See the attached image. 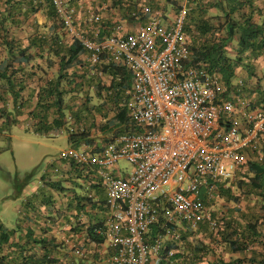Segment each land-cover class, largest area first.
<instances>
[{
    "label": "built area",
    "instance_id": "2783aa9c",
    "mask_svg": "<svg viewBox=\"0 0 264 264\" xmlns=\"http://www.w3.org/2000/svg\"><path fill=\"white\" fill-rule=\"evenodd\" d=\"M51 1L68 33L88 53L93 75L104 78L98 67L109 63L129 72L123 106L135 130L114 135L100 151L84 146L61 151V159L89 167L85 171L92 183L106 193L109 214L95 225L90 250L71 246L67 239L66 244L59 240L60 247L71 248L72 264L172 262L184 246V230L207 225L219 233L222 222L212 216L214 205L221 189L231 188L249 161L261 155L264 107L251 110L234 86L227 89L220 74L192 60V39L185 31L188 0H180L179 12L166 27L151 14L130 31L122 23L100 42L78 35L67 0ZM96 22L93 16L90 23ZM82 222V216L71 221ZM153 227L158 228L155 236ZM169 245L174 248L164 254Z\"/></svg>",
    "mask_w": 264,
    "mask_h": 264
},
{
    "label": "trees",
    "instance_id": "16d2710c",
    "mask_svg": "<svg viewBox=\"0 0 264 264\" xmlns=\"http://www.w3.org/2000/svg\"><path fill=\"white\" fill-rule=\"evenodd\" d=\"M111 1V8L120 12L119 15L123 17L121 19L127 20L130 24L146 21L151 14H154L153 9H150L151 11L146 15L143 14V9L140 11L139 5L144 0ZM1 2H4L6 8L4 12L0 13V35L2 34L0 45L6 51V56L5 58L1 57L0 51V101H14L13 112L22 107L21 102L24 101L23 94L29 88L36 74L33 71H28L27 68L34 61L35 57L44 59L42 52L48 47L53 51L54 56L59 59L61 75L57 81L48 82L47 87L38 92L40 106L38 108L39 121L36 124L38 126L36 134L47 136L54 131L56 132L64 128L68 133V142L71 147L80 148L84 146L90 148L92 151L93 147L91 146V142L88 141L90 136L89 131L100 128L97 124L98 119L96 116H105V110L110 108H113L115 111V117L104 126H101L104 131L106 130L107 134L108 131L112 132L114 128H119L120 130L115 136L126 132H135L130 126V118L123 106L126 100L125 93L131 86V76L124 67L112 63L102 64L98 68L103 73L104 78H98L93 75L95 68L89 62H84L85 60H83V63L80 62V58L87 56L88 53L84 50L82 43L78 39H75L72 44L66 45V47H62L56 41V39H59L58 34H60V30L58 31V29H61L63 25L57 11H55L56 9L54 10L53 7L50 11V17L55 19L53 34L56 35L38 34L40 38L35 39L36 41L30 40L27 46H22L13 40L9 41V35L12 33L14 27H31V23H27L32 15L41 10L42 5L39 3V0H0ZM50 2L53 3L52 1ZM168 2L174 8L175 13H178L181 8L180 0H168ZM149 3L151 6L154 4L153 0L149 1ZM187 7L189 8V13L185 31L192 36L194 42L191 47L192 60L195 63H202L212 72L220 74L227 89L230 90L232 88V80L235 77V71L243 65L244 56L248 53L250 54L249 56L258 58L264 53V0H188ZM212 9L218 10L222 14V16L217 17L219 18L217 19V24L210 21V18L207 17ZM121 24V21L115 24L110 23L108 28L103 25L104 29L98 42L110 37L116 30V27ZM109 28H112V33L104 31L109 30ZM222 31L224 33L223 36L220 35ZM49 39L54 41L53 46L47 42ZM60 42L62 43L61 40ZM33 48L37 50L36 54L30 53V50ZM230 53H234V58L230 57ZM45 61L48 67H53L56 64V62L50 59ZM77 64L85 72L84 77L68 76L70 79L67 78V83H74L75 87L79 86L78 92L86 95L83 96V100L86 99V101L82 102L80 110L72 112L74 107H69V110L65 107L64 93L61 91V79L67 74L65 72L68 69ZM84 88L95 89L94 92L101 103L90 107L92 102L95 101H91L92 96L88 95L89 90L84 91ZM66 110L69 111L70 115H66ZM0 113V118H3V111H0ZM4 118H6L5 125L7 128L18 124L17 119H11L10 115ZM82 126L84 127L83 131L71 133L72 128ZM57 161H60L59 167L53 168L50 172L46 170L42 174V187L59 189L63 194H67L68 191L78 194L77 189L81 187L85 193V196L82 198L96 204L95 201L98 202V200L97 196L95 197L94 195L96 191L99 194L98 189L102 187L98 183H92L91 173L87 174L85 171L89 170V167H82L75 160L68 158L61 159L59 157L53 160L52 166ZM248 166L249 169L244 174L242 173L243 177H249L250 173L254 174L250 187L253 190H264V156L261 164L249 161ZM32 178L33 175L31 174L24 181H20L19 179L12 180L9 176L17 194L22 191L23 187ZM64 182H68L70 186L64 185ZM61 183L63 184L62 187H60ZM233 188L221 189L220 191V196L226 201V208H229L230 201L239 202L238 197L233 194ZM260 195L263 200L261 208L263 215L261 217L243 224L238 218H228L223 215L220 221L224 229L226 227V230L220 231L216 235L221 236L220 240L223 243H227V250L231 254L245 255V253H248L252 248L259 245L262 247L261 252L260 250L253 251L249 260L247 258H238L226 262L222 258L215 259L214 257L212 259L211 256H216L214 250L206 246L201 240H197L199 243L196 244L189 240L186 241V238L191 233H189V230H184L182 232L183 240L185 238L184 251L176 254L172 262L164 261L162 264L180 263L182 260L181 256H184L181 264H264V232L260 230L261 227L264 228V192L260 193ZM240 209V207L238 208L234 205L229 208V211L240 213ZM15 232V230L10 231L0 224V252H2L5 246L10 245V240ZM152 232L155 236L158 228L153 227ZM206 233L208 234V238L215 244L214 240L218 237H213L214 234L208 230ZM93 234L94 230L89 232V236L92 238ZM93 240H96V238ZM85 243L87 245L88 242ZM172 248L174 247L169 245L164 254H167ZM24 251H20L17 255L15 254L17 259L11 260L9 256L0 254V264H38V262L33 261L31 263L24 255ZM52 252V250H46V255L41 262L50 264L47 258H49Z\"/></svg>",
    "mask_w": 264,
    "mask_h": 264
},
{
    "label": "crops",
    "instance_id": "0c3cea01",
    "mask_svg": "<svg viewBox=\"0 0 264 264\" xmlns=\"http://www.w3.org/2000/svg\"><path fill=\"white\" fill-rule=\"evenodd\" d=\"M51 1V0H50ZM49 0H39V3H41L42 7L39 12H37L35 15H32L28 21L27 24L31 23V27H25V28H16L14 27L12 30V33L9 35V41L13 40L17 43L21 44L22 46H27L30 42V40L39 39L41 33H46L47 35H56L53 34L54 32V26H55V19L50 17V11L53 7L55 10L56 7L54 3H51ZM109 0H67L68 6L70 10L73 11V17H74V29L76 32H78V35L87 40H97L100 39V35L102 33V30L104 29L103 25L108 28L110 23L115 24L117 22L125 23L129 26V29H131L132 24H130L127 20H122L116 9L111 8V3L108 4ZM144 2V1H143ZM141 2L140 11H144L146 9H153L154 15L157 16V13L155 14L156 7L155 4L146 6ZM169 3V2H168ZM6 6L4 5V2L0 3V13L5 11ZM166 7H164L165 10ZM56 11V10H55ZM151 11V10H150ZM124 15V14H122ZM95 16L98 19V22L96 23H90V19ZM167 18V19H166ZM174 14L173 15H167L164 14L162 23L163 26L166 27L170 25L173 21ZM60 19V18H59ZM61 20V19H60ZM109 22V24H107ZM61 23L63 27L60 30L59 39H56V41L62 45V47H66V45H70L75 40L72 35H70L65 28L64 22L61 20ZM112 28H109V30H104L105 32L112 33ZM44 30V31H42ZM64 34V36H62ZM189 35V34H188ZM191 37V35H189ZM55 37V36H53ZM2 38V34L0 35V40ZM62 41V43L60 42ZM79 40V39H78ZM36 41V40H35ZM95 41V42H97ZM48 43H50L52 46L54 44V41L52 39L47 40ZM236 42V41H234ZM192 44L194 42L192 41ZM53 48V47H52ZM0 51H1V57L5 58L6 51L2 48L0 45ZM37 50L35 48L30 50L31 54H36ZM234 53H230V57L234 58ZM42 55L44 56V59L35 57L34 61L31 63V65L27 68L30 72H35V77L33 78L29 88L24 92L23 97L24 101H22V107L17 109V111L13 112L14 107V101H0V111H3V116L7 117L10 115L11 119H17V123L13 127H19L23 132H25V129L22 128V123L26 122L31 124V128L28 132L33 133L37 136L51 138L48 136H64L68 140V135H66V130L64 128L54 131L50 135L44 136L41 134H36V130L38 126L36 125L39 121L38 118V111H39V98H38V92L43 89L44 87H47L48 82L50 81H57L60 77V65H59V59L54 56V53L52 50H50L48 47L45 49L44 52H42ZM250 54H246L244 56L243 65L238 67L235 71V77L232 80V87L234 86L233 90L240 92V95L244 98L242 103H246L249 105V108L252 109H258L261 107H264V76L262 77V74L264 73V53L258 57L254 58L252 56H249ZM237 56V55H236ZM87 56H84L80 58V62L83 63L86 62ZM2 58V59H3ZM50 59L56 62L53 67H48L45 60ZM44 61L46 63V67L44 64ZM88 62V61H87ZM80 64V63H79ZM79 64L73 66L71 69H68L65 73L64 78L61 80V91L64 93L63 99L66 104V109L69 110L68 103L71 102V106H74L72 112H76L77 110H80L82 107V102L86 101L83 100V96H86L85 94H81L82 92L79 91V86L75 87L74 83H67L68 76H83L85 74L84 71L81 70V67ZM49 72L53 73L52 79H49L46 83H43L40 81V79H37V76H41L42 74H49ZM84 77V76H83ZM37 79V80H36ZM70 79V78H68ZM89 90V96L91 98V101H100L98 96L95 94V89H89L84 88V91ZM1 96V94H0ZM237 102V101H235ZM98 105L95 102H92L91 106ZM7 106V107H6ZM7 108V109H6ZM93 108V107H92ZM66 110V113H69V111ZM1 114V113H0ZM116 114V113H115ZM115 114L112 115V118L115 117ZM70 115V114H66ZM0 118V135L6 136L5 133H8L9 129L5 125L6 118ZM96 118L99 120L101 119L100 116H96ZM28 130V129H27ZM108 130V129H107ZM106 131V130H105ZM102 128H100L98 131L96 129L90 130V133L92 135L89 136V140L91 142V146L96 149L97 151H100L102 148L106 146V144L111 140L114 135L120 131L119 128H114L110 134L112 136L108 139L106 138L108 135ZM10 135V134H9ZM106 138V139H105ZM69 143V142H68ZM261 144V155H256L255 158H253L252 162L261 164L264 156V138H262ZM69 146H71L69 144ZM68 146V147H69ZM3 149H0V154L3 152ZM54 160V159H53ZM53 160H49L45 166L44 169H47L48 171L52 170V168H55L56 165H53ZM249 169V166L247 167V170ZM246 170V171H247ZM44 171V170H43ZM42 171V173H43ZM41 173V172H40ZM39 173V179L40 175ZM245 173V172H244ZM243 173V174H244ZM52 174V173H50ZM254 177V174L250 173L249 177H243L240 178V180H243L239 184H233L232 187H234L233 194L238 197L239 202L230 201L229 208L233 207L234 205L241 209L239 210L240 213H234L229 211V208H219L218 205L217 208L214 209V213L212 216L218 220H221V217L223 215L230 217L238 218L243 224L249 223L251 220L261 217L263 215L262 212V205L263 200L260 195V193H263L264 190H253L250 187V183ZM39 181L37 185L32 189L33 191L31 193H28L26 195V189L29 187L28 184H26L22 191L18 193L19 197L21 199V205L18 209L17 217L15 220L14 225L11 227L5 225L1 220L0 224H2L4 227H6L8 230L16 232L14 233V236L10 240V245L5 246L3 248L2 252H0L1 255H7L9 256V259H17L15 254H19L20 251L23 252L24 255L27 257L28 260L33 262H38V264H44L41 261H43V258L46 255V250H52L53 252L49 255V258H47L50 264H61V260L65 264H72L74 257L73 252L71 251V248L68 247H60V241H62L63 244L67 240L70 241L71 246H75V244H83L85 248L88 250L91 249V244L94 242L93 239L96 237L93 234V238L89 236V232H92L95 228V225L98 223H102L108 218L109 211L106 207L107 202V196L103 188H99V194L95 193V197L97 196L98 202L95 201L96 204L93 202H89L88 200L82 198L85 196V193L83 189H77L78 194H74L73 192H69L67 194H63L60 192L59 189H52V188H46L38 187ZM242 185V186H241ZM240 191V194L235 193L234 190ZM30 192V191H29ZM79 192L81 194L79 195ZM94 201V200H93ZM62 210V211H61ZM83 217V222L78 223L76 225H72L71 221L74 218L77 217ZM57 223L59 224V227H66V230L63 229L60 230V228L57 226ZM208 231L212 232L207 225H201L197 231H190V236L186 238V241L189 240L190 242H193L194 244L199 243L197 240H201L205 243L206 246H208L210 249L214 250L215 259L222 258L226 262H230L234 259H244L247 258L248 260L251 258L253 251L260 250L262 251V247L256 246L252 248L251 251L248 253H245V255L240 254H231L228 252L227 243H223L220 240L221 236L216 235L217 233H213V237H218L216 240H214L215 244L208 238V234L206 233ZM226 230V227L221 225L220 231ZM261 231L264 232V228H260ZM219 231V232H220ZM59 234V235H58ZM185 240V238H184ZM196 240V241H195ZM99 241V240H97ZM185 241V242H186ZM85 242H88L87 245ZM184 251V247H182L181 251ZM182 254V253H181ZM182 260L184 259V256H181ZM8 259V260H9ZM41 259V260H40ZM207 259V258H204ZM182 260L180 263L181 264ZM78 264H89L84 261H79ZM208 264V263H203ZM249 264V263H245Z\"/></svg>",
    "mask_w": 264,
    "mask_h": 264
},
{
    "label": "rangeland",
    "instance_id": "374dc122",
    "mask_svg": "<svg viewBox=\"0 0 264 264\" xmlns=\"http://www.w3.org/2000/svg\"><path fill=\"white\" fill-rule=\"evenodd\" d=\"M144 1L145 2H143V4H145L146 6L150 5L149 1L151 0H144ZM109 3H111L110 0L108 1V4ZM153 3L155 4L156 7L155 14L157 13V16L161 17L162 20L164 14L173 15L175 13L174 8L171 6L170 3H168V0H153ZM164 7H166L165 10ZM220 16H222L220 11L212 9L210 10L207 17L210 18V21L217 24L218 23L217 19H219L217 17ZM123 26H125L126 31H130L129 26L127 24L123 23ZM220 35L222 36L224 35L223 31L220 33ZM191 39L193 41L192 36ZM44 64L46 67L47 65L45 61ZM263 76L264 73L262 74V77ZM52 77H53V73L49 72V74H42L41 76H37V79H40V81L46 83L49 79H52ZM230 97H232V99L235 98L233 92L230 93ZM95 103L99 105L101 102L95 101ZM70 104L71 102L68 103L67 105L69 107H74L71 106ZM105 113H106L104 114L105 116H101L100 117L101 119H99L97 122L100 128L101 126H104L108 121H111V119H113L112 115L115 114V111L113 110V108H110L108 110H105ZM21 125L22 128L25 129V132H23L19 127L12 126V127H8L10 129L8 133H5L6 136L0 135V149L4 150L0 154V220L9 227L14 225L17 217L18 209L21 205V200L22 201L24 200L21 199V197H19V195L16 193V190L14 189L12 185V181H10L9 179V176L11 177L12 180L19 179L20 181H24V179H26L27 176L31 174L33 175V178L28 183L29 187L26 189V195H27L28 193H31L33 191L32 189H34L38 181L41 180L39 179V173L40 172L42 173L47 162L49 160H53L58 157L60 158L61 151L69 146L68 140L64 136L63 137L56 135L48 136L51 138L37 136L33 133L28 132L29 129L31 128V124L23 122ZM100 128L96 130L98 131ZM66 135H68V133H66ZM89 135H92L90 131H89ZM107 135L108 136L106 138L108 139L112 136V134H110V131H108ZM121 164H122L121 165L122 168H126L128 170L127 172H130L132 170L131 165L127 163H121ZM54 165H56V167H59L60 161L55 162ZM46 170L47 169H45V172ZM240 178H243L242 174L237 175V179L233 182V184L240 183L241 181ZM63 184L66 186H70L68 182H64ZM63 184L61 183L60 187H62ZM38 187L41 186L38 184ZM234 191L235 193L238 192V194H240L239 190L237 191L236 189ZM80 194L81 192H79V195ZM225 203L226 201L221 196V198L216 201L214 206L215 208H217L216 207L217 205L219 208H224ZM214 257L215 256H211L212 259H214Z\"/></svg>",
    "mask_w": 264,
    "mask_h": 264
}]
</instances>
